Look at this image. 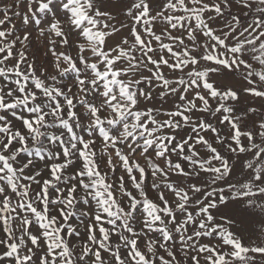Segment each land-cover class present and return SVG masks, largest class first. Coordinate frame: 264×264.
<instances>
[{
  "label": "snow or ice",
  "instance_id": "snow-or-ice-1",
  "mask_svg": "<svg viewBox=\"0 0 264 264\" xmlns=\"http://www.w3.org/2000/svg\"><path fill=\"white\" fill-rule=\"evenodd\" d=\"M0 264H264V0H0Z\"/></svg>",
  "mask_w": 264,
  "mask_h": 264
}]
</instances>
